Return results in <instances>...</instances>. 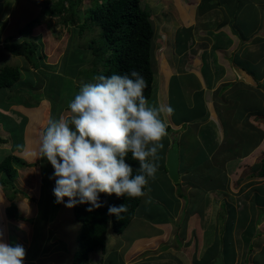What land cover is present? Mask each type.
<instances>
[{"label":"crops","instance_id":"1","mask_svg":"<svg viewBox=\"0 0 264 264\" xmlns=\"http://www.w3.org/2000/svg\"><path fill=\"white\" fill-rule=\"evenodd\" d=\"M250 1L255 6V14L258 12L260 15L256 0H235V5L239 4L238 9L246 14L248 10L244 5ZM258 2L264 4V0ZM14 4L18 10L28 9L29 3L27 0H20V4L19 0H0V47L3 49L6 39L3 29L9 28L5 18L13 20L15 7H10ZM225 4V0H217L216 9L210 13L196 10L193 18L190 16L177 25L162 23L155 28L152 55L156 68L152 90L157 116L163 121L159 132H166V135L165 139L158 136L152 146L145 139L149 162L147 181L157 167L160 174L157 188L165 190V198L174 199V206L165 204L161 215L166 216L160 218L161 215L139 204L127 225L134 227L128 239L114 247L111 244L116 233L107 229L104 249L94 250L101 254V260L112 246L118 252L126 245L122 254L124 264H133L143 255L158 256L159 262L170 260L171 264L173 261L177 264H264V72L257 69V62L264 61V39L260 44L256 40L264 38V29L258 34L257 22H252L254 26H245L244 16L232 18L233 14L227 13ZM220 11H224V18L219 17ZM263 17L264 12L258 16L261 24ZM250 46H255V52L251 54ZM246 62L255 65V68L251 71L245 69ZM232 64L249 72L256 86L237 79ZM186 79L191 81L187 88L184 87ZM171 81L187 93L194 90L198 94L202 104L198 101L196 113L188 117L171 114L168 105ZM248 96L256 97L257 101H248ZM16 103L25 107L30 103L34 105V101L29 100ZM193 108L190 104L185 110ZM20 115L23 116L22 113ZM188 130L194 133L195 138L185 145L183 137ZM170 131L178 134L180 160L177 186L167 177L164 164ZM93 147L97 156L98 149L94 144ZM149 148L155 161L149 158ZM62 166L64 168L59 169L56 178L61 185L64 175H67L66 178L74 176L68 164ZM199 168H204V172L195 173ZM21 169L17 170V177L19 175L21 182L27 186L29 183L35 186L37 175L45 180L39 189L46 200V187L52 173L45 177V165L38 166V173L32 166L26 165ZM60 170L67 173L61 175ZM196 182L198 187L193 186ZM50 192L49 204L54 197L52 190ZM41 197L35 203L34 215L37 214L44 222L46 216L40 211L39 204H46L40 202ZM152 200L157 202L155 197ZM191 200L196 203L189 208ZM201 206L203 213L198 210ZM147 225L151 227L146 228ZM145 228L147 233L142 232ZM1 238L4 240L0 243L5 249V238ZM1 260L0 264H3ZM27 261L25 263L32 264V261Z\"/></svg>","mask_w":264,"mask_h":264},{"label":"rangeland","instance_id":"2","mask_svg":"<svg viewBox=\"0 0 264 264\" xmlns=\"http://www.w3.org/2000/svg\"><path fill=\"white\" fill-rule=\"evenodd\" d=\"M27 1L29 3L28 9L19 8L17 10L16 4L10 7V9L15 7V11L13 20L5 18V20L7 19L6 22H8L7 27H9L3 29L6 39L11 36L13 40H20L21 37L18 36L15 27L19 28L28 22L29 19H32L33 16L37 15L39 1ZM216 1L142 0L141 5L143 7L146 6L151 12V18L154 22L153 25L156 28L162 23L171 22L176 24L188 20L190 16L192 17L194 11L198 9L200 12L210 13V11L216 9L214 7ZM220 1L223 2L224 0ZM256 1L257 11L259 10L260 15L258 12L256 15V12L253 11L255 9L253 1L244 5L248 10L246 14H243L241 9H238L239 4L237 3L238 5H235V0H225L226 4L224 7L227 13L233 14L232 18L235 16L237 18L244 16L245 26H254L252 22H257L256 27L259 34V31L262 32V29H264V17L262 24L258 22V16H261L262 12H264V4H260L258 2L259 0ZM90 3V0H82L81 7L77 11L80 17L83 14V9L89 6ZM212 16L216 18V15ZM220 16L224 18V11L220 13ZM254 17L255 20L253 19ZM0 29H2L1 25ZM87 32L84 30V34L81 37L77 27L71 24L62 25L57 21H53L51 26L44 23L35 26L29 37L37 43L32 62L0 47V66H16L22 69L21 78L13 86L6 88L2 95V101H4L5 105L3 104L1 107L6 106L5 110L14 116H12L13 119L10 121L3 116L1 117L3 112L0 111V137H2L1 140L5 139V142H0V158L4 154L12 152L25 161L28 160L25 162L26 165L34 167L36 173H38V166L43 167L45 165L47 168L45 177H49L52 173L51 177L48 178L49 184L45 192L46 200L47 202L49 201L50 190H52L54 193L53 200L59 205L58 209L56 206L52 207V218L47 215L44 222L38 218L37 214L36 216L34 215L36 209L35 203L38 202V197L41 194V189L39 188L42 182L45 181L41 177L39 179L38 175L35 186H32L30 183L27 186L21 182L19 175L13 178L12 188H3L0 185V241L4 240L1 236L5 238V249L4 245L0 243V259H2L1 262L3 264H27L25 263L27 260L32 261V264H87L89 262L92 263L93 259L96 260L98 258V255H94L96 251L91 253V256L93 255L92 257L89 255L87 258H82V256L78 255L77 237L80 232V223L72 215V205L74 202L73 191L76 187V182L73 179L74 165L71 162L62 161L61 159L65 152H67L94 174L99 163L111 155V149L109 148L107 140L111 131L105 125L103 117L99 114L95 106V95L92 91L93 86L91 83L90 85H83L87 96L82 99V93L79 90V84L81 82L76 76L79 68L83 65L87 66L91 57L86 43L90 40L89 36H93V33L88 32L87 34ZM6 39L3 41L4 45L9 41ZM263 39L256 38L257 43L260 44ZM155 40L156 36L154 35L151 42L152 47ZM256 40H253V42H256ZM249 49L250 54L255 52V46H250ZM152 59L154 63V75L156 66L153 55ZM31 64L37 65L38 68L35 69ZM244 67L251 71L252 68H255V65L246 62L244 63ZM263 67L264 61L257 62V69H261H258L259 71L264 72ZM185 82L186 85L184 87H189L191 81L186 79ZM170 86L168 105L171 114L177 117H188L196 113L198 101L202 104L198 94L194 90L187 93L186 90L180 89L174 81H171ZM25 100L27 102L28 100L29 102L34 101V105L30 104L28 107H25L22 104L16 103L25 102ZM247 100L257 101L256 97L253 96H248ZM190 104L195 108L185 110L189 108ZM1 107L0 110L2 109ZM22 107L25 109L21 110ZM76 108H79V116L75 115L73 111ZM20 113L25 117L23 128H20V120L22 118ZM138 122L142 134L151 146L158 136H162L165 139L166 132L165 134L159 132L163 128V121H160L157 116L153 90L139 110ZM7 123L12 124L14 128H11L9 125L6 126ZM194 138V133L188 130L183 137V140L186 142L185 145ZM93 144L98 149L99 154L97 156ZM183 148L184 145L180 149L183 150ZM148 154L153 156L151 148L148 149ZM150 156L149 158L155 161L154 156ZM66 164L70 167L68 169H70L73 178L71 175H68L67 178V175H64V180L62 181L64 183L61 185L56 182V178L58 179L59 169H63L64 167L62 165ZM21 168H17V170H22ZM68 169L66 170L68 171ZM203 169L199 168L195 173L200 171L204 172ZM60 171L61 175L67 173L65 170ZM56 173L58 174L56 175ZM159 175L157 167L156 169L154 168L148 181H146V192L140 204H142L144 209L148 208L147 210L161 215L165 211V204L169 207L174 206L172 203L174 199H170V197L165 198L163 196L165 190H159L157 188ZM46 182L48 181L46 180ZM197 183L193 186H196ZM174 185L177 186L178 184L174 183ZM200 185L208 187L205 183H200ZM18 189H22L24 192L17 191ZM192 193L194 194L196 192ZM153 197H155L157 202L152 200ZM13 201V204L16 205V213L21 219L17 217L8 219L5 213L4 207ZM41 201H45V199L42 198ZM204 201L202 200V202ZM56 203L54 204L56 205ZM193 203L196 202L191 200L189 208H192ZM204 206L209 210L207 205ZM198 210H201L202 213L204 211L202 206L198 207ZM165 216L161 215L159 217L163 218ZM147 227L151 226L147 225ZM146 228L142 229V232L147 233L148 230ZM133 229V226H128L121 234H114L115 238L112 240L111 245L115 247L120 241L123 240L124 242L130 237ZM152 230H154L153 227ZM3 233H5V236ZM113 246L107 252L105 251L106 257L100 261L101 264H124L122 254L126 245L118 252ZM159 260L158 256L150 255L144 257L143 255L134 261L133 264H171L170 260L165 262H159ZM172 264H177V262L173 261Z\"/></svg>","mask_w":264,"mask_h":264},{"label":"trees","instance_id":"3","mask_svg":"<svg viewBox=\"0 0 264 264\" xmlns=\"http://www.w3.org/2000/svg\"><path fill=\"white\" fill-rule=\"evenodd\" d=\"M38 1L37 15L17 29L21 39L7 38L9 41L4 48L8 52L32 62L37 43L29 37L35 26L43 23L49 26L53 21L71 24L78 28L81 37L84 30L93 33L86 43L91 54L89 63L81 66L76 76L81 82L82 99L87 96L83 85L91 83L93 86L95 106L111 131L107 138L111 155L99 163L94 174L69 153L65 152L61 157L62 161L74 165L76 187L72 215L80 223L78 255L87 258L92 250L104 249L107 229L118 234L127 227L146 187L149 162L138 113L152 91L151 42L155 27L151 12L141 5L142 0H90L81 17L77 11L82 0ZM21 72L20 67L0 66V107L5 105L2 101L5 89L21 78ZM1 108V117L11 121L14 115L5 110L6 106ZM79 108L73 110L75 115H78ZM24 122L22 116L20 128ZM8 125L14 128L12 124ZM1 138L0 142H5ZM25 162L12 152L0 158V185L3 188L13 187L17 168L25 167ZM40 196L41 199L44 197L42 190ZM54 201L49 204L40 200L46 204H39L44 216H51L52 207L59 208ZM4 210L9 218L16 216V206L12 202Z\"/></svg>","mask_w":264,"mask_h":264},{"label":"water","instance_id":"4","mask_svg":"<svg viewBox=\"0 0 264 264\" xmlns=\"http://www.w3.org/2000/svg\"><path fill=\"white\" fill-rule=\"evenodd\" d=\"M232 71L235 73L237 79L242 80L244 83L256 86V81L253 76L244 68L238 65H231ZM165 168L166 175L172 183L179 181V143L178 134L174 131L169 132V145L165 153Z\"/></svg>","mask_w":264,"mask_h":264},{"label":"clouds","instance_id":"5","mask_svg":"<svg viewBox=\"0 0 264 264\" xmlns=\"http://www.w3.org/2000/svg\"><path fill=\"white\" fill-rule=\"evenodd\" d=\"M17 176V175H16ZM179 182V181H178ZM17 191H20V192H24V190H22V189H18ZM144 194V193H143ZM143 197V196H142ZM11 203V202H10ZM12 203H14V201L12 202ZM10 205V204H9ZM16 206V205H15ZM6 207V206H5ZM4 207V208H5ZM17 210V209H16ZM8 217V216H7ZM18 218V219H21V217H18V214L16 213V216L15 217H12V218ZM8 219H11V218H9L8 217ZM77 221V220H76ZM97 249V251L99 250V248H96ZM96 249H94V250H96ZM94 250H92V251H94ZM92 251L91 252H89V254H90V256H91V253H92ZM96 251V253H94V255H98V258L95 260V259H93V261H92V263H95V264H98L100 261H101V254L99 253V252H97ZM93 256V255H92ZM91 256V257H92ZM91 259V258H90ZM99 259V260H98ZM92 260V259H91ZM98 260V261H97ZM90 261V260H89ZM97 261V262H96ZM90 263V262H89ZM89 263H87V264H89ZM92 263H90V264H92Z\"/></svg>","mask_w":264,"mask_h":264},{"label":"bare ground","instance_id":"6","mask_svg":"<svg viewBox=\"0 0 264 264\" xmlns=\"http://www.w3.org/2000/svg\"><path fill=\"white\" fill-rule=\"evenodd\" d=\"M144 13V12H143ZM179 160H180V158H179ZM95 173V172H94ZM90 254L88 253V255L87 256H89Z\"/></svg>","mask_w":264,"mask_h":264}]
</instances>
